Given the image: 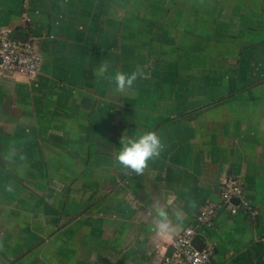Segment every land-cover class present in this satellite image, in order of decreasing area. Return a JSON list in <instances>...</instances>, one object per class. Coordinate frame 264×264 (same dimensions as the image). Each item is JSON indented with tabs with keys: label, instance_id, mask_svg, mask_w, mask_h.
Returning <instances> with one entry per match:
<instances>
[{
	"label": "crops",
	"instance_id": "1",
	"mask_svg": "<svg viewBox=\"0 0 264 264\" xmlns=\"http://www.w3.org/2000/svg\"><path fill=\"white\" fill-rule=\"evenodd\" d=\"M140 1L0 0V28L33 40L42 57L32 78L0 75V263L28 264L22 256L30 234L48 231L52 241L29 249H51V256L32 264H161L176 236L154 242L144 205L157 196L179 202L186 228L235 176L258 215L222 208L197 236L215 246L211 264H264V49L243 54L251 55L252 68L238 66L235 56L226 70L249 73L246 79L190 80L183 60L169 76L170 66L154 59L161 54L139 48ZM158 2L172 19L170 38L264 41V0ZM146 54L152 65L134 62ZM104 62L111 73L142 66L145 76L115 93L96 75ZM146 131L166 147L143 175L129 174L115 161L120 139ZM12 144L27 157L22 175L2 158ZM16 233L27 245L13 260Z\"/></svg>",
	"mask_w": 264,
	"mask_h": 264
},
{
	"label": "rangeland",
	"instance_id": "2",
	"mask_svg": "<svg viewBox=\"0 0 264 264\" xmlns=\"http://www.w3.org/2000/svg\"><path fill=\"white\" fill-rule=\"evenodd\" d=\"M159 0H141L140 2V8L139 16L142 20V28L145 34V37H141L140 47L141 50L145 52L148 48H150L151 52L161 54L162 58H155L157 60V64L165 66H170L172 69L170 71V67H168V75L169 76H175L176 73H178V69H181V62L187 61V65L189 67V70H193V72H185L184 75H189L190 80H199V82H208L209 76H215L217 80L221 81H232L234 79V76H239L240 79H246L244 76H250L248 73L247 75L239 72L238 74H230L226 73V70H232L233 66L235 65V56L242 58L241 61L238 62V66H245L248 67L251 65L250 59L251 55L244 56L246 52L249 54H252L254 51H259L264 49V41H255V40H240V41H233V40H213V39H205L204 40H196L193 36L196 37V35L188 34L187 39H183V35L174 34L172 38L171 36L166 35L165 27L166 23L172 22V19L165 20V11L163 8H160ZM164 1V0H162ZM153 2V4L157 5L150 6V3ZM159 6V7H158ZM136 9L126 8V13L132 14V11H135ZM178 15H180V10H178ZM172 16H175L172 14ZM150 24H153L156 26V32L157 34H152V27ZM190 28H199L202 30L203 26H188ZM194 29V30H197ZM207 28V26H206ZM202 34V33H198ZM154 39V44H150L148 38ZM208 37V36H206ZM194 38V40H193ZM132 45V42L130 43ZM136 45V44H135ZM134 45L133 50L135 51V48H137ZM258 45L262 46L263 48H260ZM129 46V45H127ZM126 46V47H127ZM134 54L137 52H133ZM132 53V54H133ZM231 56V57H230ZM255 59V58H253ZM152 57H148L147 60V54L145 56L141 57H135L134 62L139 65H152V62H154ZM255 66V63L254 65ZM251 67V66H250ZM252 68V67H251ZM165 70V69H164ZM244 75V76H243ZM183 76L182 74L179 75ZM242 77V78H241ZM238 78V77H237ZM46 206V205H45ZM24 235V234H23ZM13 238V260L16 259L17 255H22L25 253L24 244H26L25 239H20L21 234L16 233L11 235ZM33 236V239H30L28 242L29 248L31 246H35L37 244V240H50L52 241V234L48 231H45L44 233H37V234H30V237ZM38 236V237H37ZM42 237V238H41ZM27 245V244H26ZM27 249V252L22 256L24 259L28 262V264H32L35 258H39L37 260H40L46 257L51 256V249ZM49 250V253H47ZM1 253H3V250H0ZM1 255V254H0ZM19 257V256H18ZM36 260V259H35ZM1 262V260H0ZM37 263V262H36ZM5 264V263H0ZM15 264V263H14ZM38 264V263H37Z\"/></svg>",
	"mask_w": 264,
	"mask_h": 264
},
{
	"label": "clouds",
	"instance_id": "3",
	"mask_svg": "<svg viewBox=\"0 0 264 264\" xmlns=\"http://www.w3.org/2000/svg\"><path fill=\"white\" fill-rule=\"evenodd\" d=\"M107 62L101 64L96 75L114 84L115 93H125L131 90L138 79L144 78L145 71L142 66H136L130 73L109 71ZM166 145L161 136L155 131H146L142 134L126 136L120 139V150L115 156L116 164L129 174L140 176L149 167V162L158 158ZM2 158L10 166H15L18 174H23L27 157L17 145H9ZM9 192L14 190L11 183L5 185ZM144 214L150 221V230L154 242L164 241L179 235L184 228L186 213L179 202H173L165 197L163 200L157 196L144 205Z\"/></svg>",
	"mask_w": 264,
	"mask_h": 264
},
{
	"label": "built area",
	"instance_id": "4",
	"mask_svg": "<svg viewBox=\"0 0 264 264\" xmlns=\"http://www.w3.org/2000/svg\"><path fill=\"white\" fill-rule=\"evenodd\" d=\"M25 21L30 19L25 16ZM42 57L37 52L33 40H20L12 36L11 30L0 28V75L22 74L28 78L36 76L40 72ZM218 201L207 202L200 210L196 222L192 226L184 228L177 235L169 253L165 254L161 264H211L215 252L213 244H205L202 249L194 245L197 236V228L212 226L220 209L225 208L231 214L242 211L257 216L258 211L243 201V182L229 176L224 183ZM241 200L235 204L234 200Z\"/></svg>",
	"mask_w": 264,
	"mask_h": 264
},
{
	"label": "water",
	"instance_id": "5",
	"mask_svg": "<svg viewBox=\"0 0 264 264\" xmlns=\"http://www.w3.org/2000/svg\"><path fill=\"white\" fill-rule=\"evenodd\" d=\"M12 36L20 40H25V36H22L19 32H13ZM235 201H239V199H235ZM194 245L197 248L202 249L205 244L200 236H196V238L194 239Z\"/></svg>",
	"mask_w": 264,
	"mask_h": 264
}]
</instances>
